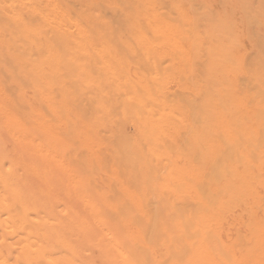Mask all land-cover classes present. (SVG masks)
Wrapping results in <instances>:
<instances>
[{"label": "bare ground", "instance_id": "6f19581e", "mask_svg": "<svg viewBox=\"0 0 264 264\" xmlns=\"http://www.w3.org/2000/svg\"><path fill=\"white\" fill-rule=\"evenodd\" d=\"M263 12L0 0V264H264L247 65Z\"/></svg>", "mask_w": 264, "mask_h": 264}, {"label": "rangeland", "instance_id": "374dc122", "mask_svg": "<svg viewBox=\"0 0 264 264\" xmlns=\"http://www.w3.org/2000/svg\"><path fill=\"white\" fill-rule=\"evenodd\" d=\"M261 18L264 23V12ZM239 27L243 28V25L240 23ZM242 41L246 42L244 38ZM247 65L252 68L248 87L252 95L254 113L252 122L254 137L252 158L255 182L254 219L257 225H264V53L252 57L251 60L248 59Z\"/></svg>", "mask_w": 264, "mask_h": 264}, {"label": "snow or ice", "instance_id": "6c2138e0", "mask_svg": "<svg viewBox=\"0 0 264 264\" xmlns=\"http://www.w3.org/2000/svg\"><path fill=\"white\" fill-rule=\"evenodd\" d=\"M89 254H90V253H89ZM40 264H42V261L40 262ZM76 264H80V262H79V261H77V262H76Z\"/></svg>", "mask_w": 264, "mask_h": 264}]
</instances>
